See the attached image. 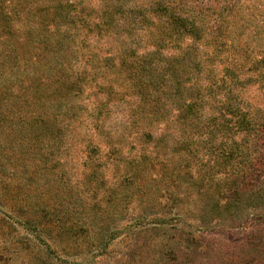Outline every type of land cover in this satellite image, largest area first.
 <instances>
[{
	"label": "rangeland",
	"instance_id": "obj_1",
	"mask_svg": "<svg viewBox=\"0 0 264 264\" xmlns=\"http://www.w3.org/2000/svg\"><path fill=\"white\" fill-rule=\"evenodd\" d=\"M157 1L190 28L160 54L196 87L160 106L132 84L175 36ZM74 3L0 0V264H264V0ZM105 6L133 11L106 31Z\"/></svg>",
	"mask_w": 264,
	"mask_h": 264
},
{
	"label": "trees",
	"instance_id": "obj_2",
	"mask_svg": "<svg viewBox=\"0 0 264 264\" xmlns=\"http://www.w3.org/2000/svg\"><path fill=\"white\" fill-rule=\"evenodd\" d=\"M59 5V4H57ZM155 7H150L151 11L154 15L159 16L162 18V13H164V11L170 10V14H168L166 16V19L169 20V22H163L161 19L157 25V28L159 29H170L173 33H175V36L172 38H168L167 40L164 39V36L161 34L163 33V31H160L157 35V39L153 38V42L152 44L154 45L155 49L152 50L151 52L145 53L144 56H141V61L139 63H148L146 64V67L142 68V69H146L145 72L141 75L138 76V78H136V81L133 84V86L137 87L138 90H140V93H142L145 98H148L151 102L155 103L156 105L160 106L161 103H159L160 101H162V97H166L168 94L171 95V97L173 98L174 103H179L178 99L179 97L176 99L175 96L176 94H180L182 92V88H185L183 86V83H181L180 80V68L183 67V59L184 56H181V59H178L177 56H172V55H163L160 54V49L162 47L165 46V44H167L169 41H171L172 43H175L178 39L181 38V36H183L184 34H186V32L190 31V28L187 25H184L183 23V18L181 17H176L174 15V13H172V9L173 12L176 11L177 7L176 6H169L168 8L163 7L161 5V2L157 1L155 2ZM0 15H1V25H2V29H5L6 31V27H8L10 33L13 31L11 29L10 26V16L8 15V13L5 11V9L3 8V5L0 6ZM106 6L104 7L103 10H100L102 12V15H104L105 19L103 20V29L108 31V27L109 25L113 24V19L112 18H108L111 17L112 14H116V16H118V18H121L124 15L129 14L130 12L133 11V8H122V7H118L116 9H114V12L112 14H110L109 16L105 15L106 12ZM74 9H76V4H73V0H65V4L61 5L58 7V9L55 11V15L57 14H61V12L63 11H73ZM62 10V11H61ZM64 14V13H63ZM15 15V14H14ZM53 15V13H52ZM67 15V14H64ZM130 19V23L131 25H135L138 26V23L133 22L134 19V15L130 14L128 15V18ZM176 27L179 28H183V32L179 31V30H175ZM102 28V27H101ZM50 32L52 30H49ZM47 30V32H49ZM191 31L194 32V29L191 27ZM53 32V31H52ZM73 32V31H72ZM197 29H196V33H197ZM76 33V34H75ZM73 33V35H77L78 32ZM131 35L132 33H134V31H132V28L130 27L128 30H126V36ZM15 34V32H14ZM188 34V33H187ZM151 36H153V33H150ZM63 36V37H62ZM71 38L74 36H71L70 32L67 34L65 32L62 33V35L60 34H53L52 37H58V39L53 42L54 44H52V42H50L47 46V48H54V50H62L63 54H65V52L70 49V46L68 45L67 47V43L65 44L61 38ZM196 36H198V34H196ZM177 37V38H176ZM140 38V37H139ZM84 39L83 45L86 43L85 40V36L82 35V37L80 38V41ZM132 39V43H134V39ZM141 39V38H140ZM41 40V39H40ZM44 40H49L48 37H46ZM194 41V40H193ZM24 45V44H23ZM65 46V48H64ZM175 47V46H174ZM64 48V50L62 49ZM39 51L43 50V48L40 46L38 47ZM121 49L126 50V52L131 51L128 47L126 46H121L119 49V52H121ZM48 50V49H47ZM13 52V48L12 46H9L8 48V53ZM48 51L44 52L43 54H47L48 55ZM37 55H41L39 54V52H36ZM51 57L52 60H56L57 56L54 55H49ZM65 60L66 58L63 57ZM104 61L106 62L109 67L113 68V70L117 73L120 72V69L118 68V65L116 62L117 60H114L113 57H107L105 58ZM121 62V61H120ZM8 62L5 61L4 65H6ZM186 63H188L189 66L194 67L195 69H199L198 67L200 66V62H193L192 60H188ZM56 73H59L60 71H63V64H52L51 66ZM200 70V69H199ZM135 72H137L135 70ZM138 73V72H137ZM119 75H122L121 73ZM135 75V74H134ZM137 75V74H136ZM134 77V76H133ZM141 79V80H140ZM198 83V81H197ZM185 90L191 94V98H193V96L196 97V87L194 86H190L189 88H185ZM156 99L159 100L158 104L156 102H154ZM154 105V104H152ZM196 105L195 101L193 102H188V104L185 106V109L182 110V117L184 119L189 118L192 115V111H193V107ZM151 107V106H150ZM156 107V106H153ZM146 122H152V120L148 119ZM185 123V122H184ZM146 135H150L149 132H147Z\"/></svg>",
	"mask_w": 264,
	"mask_h": 264
}]
</instances>
